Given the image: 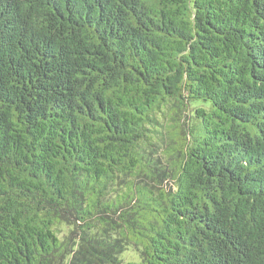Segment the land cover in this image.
<instances>
[{
	"label": "trees",
	"instance_id": "16d2710c",
	"mask_svg": "<svg viewBox=\"0 0 264 264\" xmlns=\"http://www.w3.org/2000/svg\"><path fill=\"white\" fill-rule=\"evenodd\" d=\"M0 264H264V0H0Z\"/></svg>",
	"mask_w": 264,
	"mask_h": 264
}]
</instances>
